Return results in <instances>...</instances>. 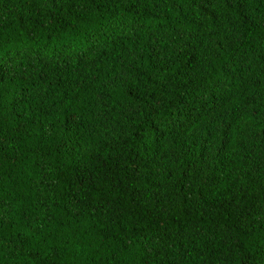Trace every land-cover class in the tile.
I'll return each mask as SVG.
<instances>
[{
    "label": "trees",
    "instance_id": "1",
    "mask_svg": "<svg viewBox=\"0 0 264 264\" xmlns=\"http://www.w3.org/2000/svg\"><path fill=\"white\" fill-rule=\"evenodd\" d=\"M0 264H264V0H0Z\"/></svg>",
    "mask_w": 264,
    "mask_h": 264
}]
</instances>
